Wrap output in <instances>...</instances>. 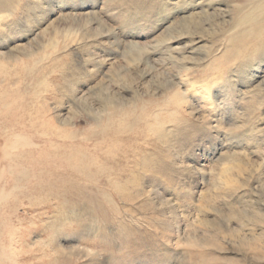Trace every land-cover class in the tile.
<instances>
[{"label": "rangeland", "instance_id": "1", "mask_svg": "<svg viewBox=\"0 0 264 264\" xmlns=\"http://www.w3.org/2000/svg\"><path fill=\"white\" fill-rule=\"evenodd\" d=\"M251 1L0 0V264H264Z\"/></svg>", "mask_w": 264, "mask_h": 264}, {"label": "bare ground", "instance_id": "2", "mask_svg": "<svg viewBox=\"0 0 264 264\" xmlns=\"http://www.w3.org/2000/svg\"><path fill=\"white\" fill-rule=\"evenodd\" d=\"M213 1L217 2L219 0H213ZM251 2L253 3V7L252 8H255V9L250 13V15L248 16L247 19L248 20H254V21H257V22L259 20H261V19L264 20V0H254V1H251ZM248 3H249V1H248ZM239 8H247V3H244Z\"/></svg>", "mask_w": 264, "mask_h": 264}]
</instances>
